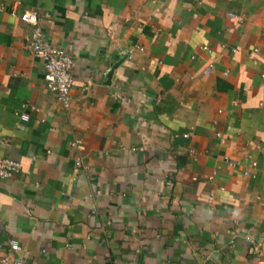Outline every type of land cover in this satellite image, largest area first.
Here are the masks:
<instances>
[{
    "label": "crops",
    "instance_id": "0c3cea01",
    "mask_svg": "<svg viewBox=\"0 0 264 264\" xmlns=\"http://www.w3.org/2000/svg\"><path fill=\"white\" fill-rule=\"evenodd\" d=\"M26 11L73 57L68 107ZM3 159L0 256L264 264V0H0Z\"/></svg>",
    "mask_w": 264,
    "mask_h": 264
},
{
    "label": "built area",
    "instance_id": "2783aa9c",
    "mask_svg": "<svg viewBox=\"0 0 264 264\" xmlns=\"http://www.w3.org/2000/svg\"><path fill=\"white\" fill-rule=\"evenodd\" d=\"M21 20L33 27L32 36L27 42L28 51L44 61V79L49 89L56 94L60 103L68 107L71 101V90L74 83L72 76L74 60L72 55L66 49L57 47L45 39L40 26L38 13L26 11L21 15ZM212 68L213 65L211 64L209 70ZM22 118L27 120L28 116L23 115ZM81 145V141H77L72 144V147H78L80 149ZM191 154H195L194 151H191ZM77 165H81L80 161L77 162ZM19 169V163L9 159H3L0 162V178L10 179L18 173ZM11 250L13 253H18L21 251V247L17 243H12ZM0 264L28 263L24 260L4 255L0 256Z\"/></svg>",
    "mask_w": 264,
    "mask_h": 264
}]
</instances>
